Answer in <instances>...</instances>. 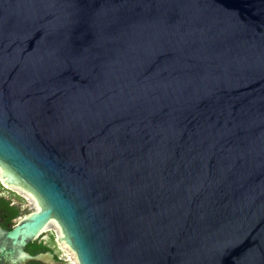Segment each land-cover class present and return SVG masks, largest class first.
Segmentation results:
<instances>
[{"label": "water", "instance_id": "1", "mask_svg": "<svg viewBox=\"0 0 264 264\" xmlns=\"http://www.w3.org/2000/svg\"><path fill=\"white\" fill-rule=\"evenodd\" d=\"M0 180V264H264V0H0Z\"/></svg>", "mask_w": 264, "mask_h": 264}, {"label": "flooded vegetation", "instance_id": "2", "mask_svg": "<svg viewBox=\"0 0 264 264\" xmlns=\"http://www.w3.org/2000/svg\"><path fill=\"white\" fill-rule=\"evenodd\" d=\"M1 181V180H0ZM0 199L8 202V206L12 207H19L18 204L14 201H12L11 198H7L4 196V191L6 189L5 185H3L0 182ZM7 207H1L0 211V225H2L5 228H12L16 223L14 222V219L9 217L7 212ZM60 232V230H59ZM59 233L56 229H48L42 233H40L35 240L30 242L26 250L29 251L32 254L40 253V252H47L51 251L54 254L55 260L58 262V264H64V261H66V264H69L68 260L65 259V257L62 254V244L58 241ZM27 264H44L36 261H31Z\"/></svg>", "mask_w": 264, "mask_h": 264}, {"label": "rangeland", "instance_id": "3", "mask_svg": "<svg viewBox=\"0 0 264 264\" xmlns=\"http://www.w3.org/2000/svg\"><path fill=\"white\" fill-rule=\"evenodd\" d=\"M3 194L5 197L11 198L12 201L16 202L21 211L20 216L15 218L14 222H17L18 220L29 214L31 209V201L25 194L21 193L20 191L10 186H6V189ZM48 229H56L59 233V228L54 222L49 223L46 230ZM62 254L65 257V259L68 260L69 264H79L75 253L64 244H62Z\"/></svg>", "mask_w": 264, "mask_h": 264}, {"label": "trees", "instance_id": "4", "mask_svg": "<svg viewBox=\"0 0 264 264\" xmlns=\"http://www.w3.org/2000/svg\"><path fill=\"white\" fill-rule=\"evenodd\" d=\"M7 207V212L9 217H11L12 219L17 218L18 216H20L21 211L19 209V207H15V206H8V202L6 203L5 201L0 199V211H1V207Z\"/></svg>", "mask_w": 264, "mask_h": 264}]
</instances>
